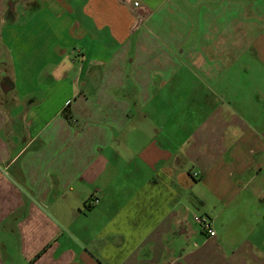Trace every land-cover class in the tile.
<instances>
[{"label": "crops", "instance_id": "obj_1", "mask_svg": "<svg viewBox=\"0 0 264 264\" xmlns=\"http://www.w3.org/2000/svg\"><path fill=\"white\" fill-rule=\"evenodd\" d=\"M260 75L264 0H0V264H264Z\"/></svg>", "mask_w": 264, "mask_h": 264}, {"label": "built area", "instance_id": "obj_2", "mask_svg": "<svg viewBox=\"0 0 264 264\" xmlns=\"http://www.w3.org/2000/svg\"><path fill=\"white\" fill-rule=\"evenodd\" d=\"M136 6H138L139 2L136 1L134 2ZM194 176H199L198 171H194L193 173ZM96 201V200H95ZM195 220L201 225L202 229L205 230L210 236H215L216 231L212 226V222L209 217L206 216H195Z\"/></svg>", "mask_w": 264, "mask_h": 264}, {"label": "rangeland", "instance_id": "obj_3", "mask_svg": "<svg viewBox=\"0 0 264 264\" xmlns=\"http://www.w3.org/2000/svg\"><path fill=\"white\" fill-rule=\"evenodd\" d=\"M259 77H260V79H261L262 81H264V75H260ZM200 212H201V211H200ZM225 213H229V210H227ZM199 216H205V215H199ZM206 217H208V216H206ZM97 229H98V227H95V228H94V231H93V229H92V230H91V235H94V236L98 235V234H97ZM229 230H230V228L227 229V231H229ZM91 235H90V236H91ZM87 242H88V241H87ZM255 246H257V244H255ZM260 251L264 253V247H263V249H261ZM255 253H256V252H255Z\"/></svg>", "mask_w": 264, "mask_h": 264}]
</instances>
